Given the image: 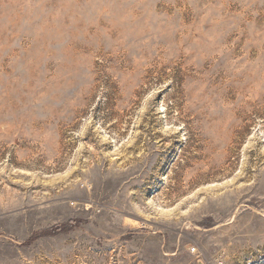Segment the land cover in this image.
<instances>
[{
	"label": "rangeland",
	"instance_id": "374dc122",
	"mask_svg": "<svg viewBox=\"0 0 264 264\" xmlns=\"http://www.w3.org/2000/svg\"><path fill=\"white\" fill-rule=\"evenodd\" d=\"M0 264H264V0H0Z\"/></svg>",
	"mask_w": 264,
	"mask_h": 264
},
{
	"label": "bare ground",
	"instance_id": "6f19581e",
	"mask_svg": "<svg viewBox=\"0 0 264 264\" xmlns=\"http://www.w3.org/2000/svg\"><path fill=\"white\" fill-rule=\"evenodd\" d=\"M166 31H167V30H166ZM5 33H6V32H5ZM164 33H165V32H164ZM166 37H167V36H166ZM171 42H172V41H171ZM217 43H218V42H217ZM158 53H159V52H158ZM193 53H194V52H193ZM193 53H192V54H193ZM189 55H190V54H189ZM212 60H213V59H212ZM159 66H161V65H159ZM158 68H159V67H158ZM239 73H240V72H239ZM201 78H202V77H201ZM186 79H187V78H186ZM195 80H196V79H195ZM216 86H217V85H216ZM250 104H251V103H250ZM225 121H226V120H225ZM216 123H217V122H216ZM228 124H229V123H228ZM216 125H217V124H216ZM220 125H221V124H220ZM223 128H224V126H223ZM223 130H224V129H223ZM223 133H224V132H223ZM223 133H222V134H223Z\"/></svg>",
	"mask_w": 264,
	"mask_h": 264
}]
</instances>
